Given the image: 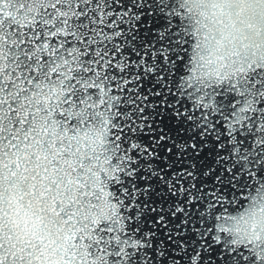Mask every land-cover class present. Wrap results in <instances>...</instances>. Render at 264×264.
Instances as JSON below:
<instances>
[{
  "label": "snow or ice",
  "instance_id": "snow-or-ice-1",
  "mask_svg": "<svg viewBox=\"0 0 264 264\" xmlns=\"http://www.w3.org/2000/svg\"><path fill=\"white\" fill-rule=\"evenodd\" d=\"M0 264H264V0H0Z\"/></svg>",
  "mask_w": 264,
  "mask_h": 264
}]
</instances>
